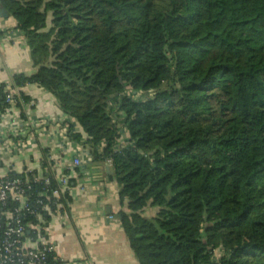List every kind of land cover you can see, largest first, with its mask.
Listing matches in <instances>:
<instances>
[{"label":"trees","instance_id":"trees-1","mask_svg":"<svg viewBox=\"0 0 264 264\" xmlns=\"http://www.w3.org/2000/svg\"><path fill=\"white\" fill-rule=\"evenodd\" d=\"M0 8L36 68L0 84V113L10 107L7 87L19 109L29 101L17 90L24 85L55 99L67 135L93 161L111 162L127 203L118 220L138 264H264V0H0ZM34 175L7 176L29 177L27 204L46 223L40 208L54 214L71 198H52L51 170ZM146 207L156 214L145 217ZM19 214L22 240H36L35 215ZM46 264L60 262L49 254Z\"/></svg>","mask_w":264,"mask_h":264},{"label":"crops","instance_id":"crops-1","mask_svg":"<svg viewBox=\"0 0 264 264\" xmlns=\"http://www.w3.org/2000/svg\"><path fill=\"white\" fill-rule=\"evenodd\" d=\"M1 10L0 84L9 86L14 75L30 76L36 68L15 21L2 16ZM17 90L29 101L21 109L11 106L9 116H0V145L4 146L0 147V178L26 171L42 177L48 170L55 177H69L70 203L45 223L56 259L60 264H138L118 220V213L127 211V203L119 199L111 166L93 161L90 149L66 134V116L49 93L35 84ZM10 124L20 137L13 136ZM74 129L84 140L76 123ZM17 140L25 141V149L9 147ZM75 158L80 166L72 169ZM156 212V208L146 207L143 215L151 218Z\"/></svg>","mask_w":264,"mask_h":264},{"label":"built area","instance_id":"built-area-1","mask_svg":"<svg viewBox=\"0 0 264 264\" xmlns=\"http://www.w3.org/2000/svg\"><path fill=\"white\" fill-rule=\"evenodd\" d=\"M6 93V103L10 104V107L6 108L3 113H0L1 117H7L10 115V108L14 106L13 95L15 90L7 87L5 90ZM12 125L11 132L14 137H20V132H17V129ZM122 129V134H123ZM67 134V132H66ZM18 150L25 149V141L17 140L16 143H12L9 147H16ZM3 147L4 146H1ZM6 147V146H5ZM8 147V145H7ZM6 147V148H7ZM16 149V148H15ZM80 160L77 158L74 159L72 163V169L80 166ZM107 163L111 166V162L108 160ZM25 173H33L26 171ZM18 175V174H17ZM59 187L55 190H52V198L59 199L60 195L69 189V177L66 175H60L56 177ZM40 180L39 176L36 174L32 177V182H38ZM29 177L22 179L19 177L9 178L4 176L0 178V210L5 209L1 215L5 218V229L0 237V264H46V258L49 254H54V248L51 245L48 237L46 235L45 222L43 221L41 214L34 213L30 210L27 204V195L26 191L30 188L28 185ZM45 183L48 181L45 179ZM41 196H45L46 192L43 191ZM49 199V197L47 196ZM37 203H41L37 201ZM8 204H10L8 206ZM57 207L60 208L61 205L57 204ZM22 210L28 211L30 214L35 215L36 220L38 221L36 225H29L28 228L36 231L37 238L36 240L25 239L22 240L25 234L26 227L21 225L19 219V213ZM40 211L47 212L52 215L50 207L47 204H44ZM1 212V211H0ZM31 244L33 246H31Z\"/></svg>","mask_w":264,"mask_h":264},{"label":"water","instance_id":"water-1","mask_svg":"<svg viewBox=\"0 0 264 264\" xmlns=\"http://www.w3.org/2000/svg\"><path fill=\"white\" fill-rule=\"evenodd\" d=\"M1 15L4 16V17L7 16V14L3 10H1Z\"/></svg>","mask_w":264,"mask_h":264}]
</instances>
